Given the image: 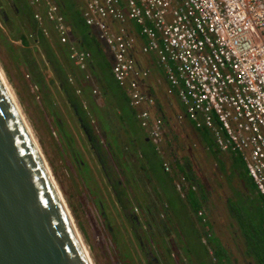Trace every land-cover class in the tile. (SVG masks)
I'll use <instances>...</instances> for the list:
<instances>
[{"label": "built area", "instance_id": "built-area-1", "mask_svg": "<svg viewBox=\"0 0 264 264\" xmlns=\"http://www.w3.org/2000/svg\"><path fill=\"white\" fill-rule=\"evenodd\" d=\"M22 1L33 9L36 29L30 38L39 44L38 33L55 36L89 83L93 53L74 39L60 0ZM80 2L85 24L113 54V76L151 140L159 143L165 121L154 114L156 98L144 90L150 69L140 65V57L154 53L168 80L167 93L186 109L179 119L208 128L222 151L239 154L264 199V0ZM68 81L83 96L84 87L73 75ZM34 88L39 92L37 84ZM88 103L82 100L85 109ZM163 166L171 170L168 162Z\"/></svg>", "mask_w": 264, "mask_h": 264}, {"label": "rangeland", "instance_id": "rangeland-1", "mask_svg": "<svg viewBox=\"0 0 264 264\" xmlns=\"http://www.w3.org/2000/svg\"><path fill=\"white\" fill-rule=\"evenodd\" d=\"M8 9L12 13L9 7ZM28 10L32 14L30 8ZM19 23L22 27L25 26L22 22ZM15 26L14 23L12 26L5 25L4 27L0 24V67L17 97L20 109L23 111L52 175L68 204L93 264H146L152 263V259L161 260L165 255L166 264H217L214 250L208 245L211 244V240L206 233L204 234V228L198 217L194 213L190 212V215L186 211L188 204L181 201L175 187L167 179L169 176L164 171L161 162L159 164L156 161L154 164L155 175L161 182L168 180L166 193L177 214L174 221L163 216V210L169 209L162 205L161 198L155 199L157 194L152 190L153 184L148 181L146 176L140 177L139 173L142 171L137 170L141 162L140 159H136L138 154H130V152L126 154L127 149L123 154L127 162L122 160V168L126 175L120 178L123 180L128 178L129 182L135 181V184L132 182L131 185L138 199L132 200L131 204L138 208L140 214V210L143 208L147 220L142 219L141 232L139 233L136 222L125 217V212L118 202V194L114 193V184H116L119 172L112 182L106 178L99 160L90 149V142L86 134L81 129L79 122L76 121L77 118L74 117L73 106L68 102L59 81L55 79L49 62L46 61L47 57L41 45L35 44L28 33L31 46L29 49L23 48ZM5 43L13 47L12 51L6 49ZM18 54L23 56L19 63L14 57ZM27 58L33 60V63L38 65L39 70L44 74L45 83L43 85L37 83L39 92L34 88L36 83L33 84L31 81L32 71L28 67L31 62H27ZM73 73L76 74V71ZM106 73L109 74L110 71L106 70ZM76 81L79 85L85 83L77 78ZM86 84L88 86L83 85V96L77 95L76 92L74 94L81 102L82 100L89 102L94 97L103 100L105 107L98 103L96 105L101 118H98L96 114L93 116L102 122V130L106 124L110 128V132L115 133V138L122 141V145L129 146V141L124 134V125L121 123L125 118L130 119L129 130L140 147L154 146V142L146 141V131L133 118L134 110L128 100L123 97L122 89L114 84L115 97L123 114L113 110L115 107H112V102L108 103L102 94L91 93L90 83ZM70 85L75 90V86L71 83ZM118 155L121 158V154ZM81 162L82 165H80ZM236 166L232 169L246 170V161L243 158L242 160L238 159ZM210 169L207 168V170ZM227 179L230 184L229 188L223 195L221 194L220 198L216 199L211 196L213 194H210V197L204 193V196L207 197L205 211L207 218L212 222L213 232L231 252L239 257L240 250H243V240L239 234L237 220L228 209H225L227 205L225 197L230 200L229 207L232 204L233 208L238 211L240 216L238 221H242V219L250 223L252 221V226L261 224L262 220V225L264 224V207L261 195L253 188V185H250V178L248 182L245 180L247 183L245 190H242L240 186L236 187L235 184L239 182L238 180L235 183L232 182L230 175L227 176ZM216 186L224 188L217 182ZM158 194H161V191ZM159 197L163 198L162 195ZM140 241H144L145 246L140 247ZM149 252L151 253L149 254Z\"/></svg>", "mask_w": 264, "mask_h": 264}, {"label": "water", "instance_id": "water-1", "mask_svg": "<svg viewBox=\"0 0 264 264\" xmlns=\"http://www.w3.org/2000/svg\"><path fill=\"white\" fill-rule=\"evenodd\" d=\"M0 73V264H93Z\"/></svg>", "mask_w": 264, "mask_h": 264}, {"label": "crops", "instance_id": "crops-1", "mask_svg": "<svg viewBox=\"0 0 264 264\" xmlns=\"http://www.w3.org/2000/svg\"><path fill=\"white\" fill-rule=\"evenodd\" d=\"M8 2L10 1L8 0ZM17 2H14V3H17ZM5 5L6 3L4 0V4L0 6V24L2 27L6 25V23L2 20V16H4L6 21H8L10 20L12 15H14L13 11L12 13H10L9 9L8 10L5 9L6 8ZM16 5L17 4H15L14 9L18 12V14L23 16L22 13H20L18 6L16 7ZM83 7L84 6L82 3L81 4L82 17H83ZM66 18H67V23L70 27L69 19L67 16ZM20 19L22 20H17L16 22H14L15 25L19 22H22L28 27L32 25V23L34 24V21L33 20L30 21V19H28L27 17H21ZM1 22L3 23V25ZM74 39L76 40V42H79L77 38L74 37ZM55 40L58 43L57 38L54 36V41ZM99 43L103 47L107 57L109 58L112 64L113 54L110 52L109 48L103 42L99 41ZM5 44H6L7 50L10 51L11 48H13L10 44L9 45H7V43ZM20 44L23 48H26L23 44L22 38L20 40ZM14 57L15 59H17L16 61L18 63L19 61L23 59V56H20L19 54ZM93 57L94 58L92 61V65L95 69H99L100 56L96 57V55H93ZM141 64L150 69V75L147 78H145V80L143 81L144 82L143 86H144V90L148 94L156 98L157 105L154 110V114L161 116L165 121L162 138L157 144L158 146L153 143L154 145L153 147H155V149L158 151L159 155L161 156L163 160V165H164V162H168L170 164L171 170L166 171L164 169V171L168 174L169 177L167 179H169L170 182L175 187L177 193L180 196L181 201L188 204L186 200V196L191 190H197V191L202 190L204 193H207L209 196L210 194H213L211 196H213L214 198L215 197L216 199L220 198L221 194L223 195V193L227 191V188H229L230 184L227 179L228 175L232 177V182L235 183V181L238 180L239 183L235 184L236 187L240 186L242 187V190H245L247 187V183L243 181V178L241 179V175L246 170H243L240 168L232 169L234 167H237L236 161L238 159L242 160V157L239 154H235L229 151H222L218 147L212 131L209 130L208 128L198 127L195 124V122H193L192 120L186 117L183 119H179V115L185 114L186 109L184 105L182 104V102L179 100V98H177V96L175 95L171 96L167 93L168 80H167L165 71L160 66L157 65V60H156L154 53H151L150 55L141 56L140 65ZM111 74L113 75L112 70H111ZM67 75L68 76L73 75L76 78V74H74L73 72H68ZM98 82H99V79H98ZM98 86L102 87V84L101 85L99 84ZM89 88L91 91L95 87L91 85V87L89 86ZM98 94H94V95H98ZM106 98L108 97H104V99ZM112 102H113L112 105L115 106L113 110L119 113H122L121 109L117 106L116 98L115 99L112 98ZM97 103L101 106H103L104 104L101 98H98ZM121 124L125 126H129L128 122L126 121H124ZM105 126L106 125H104V127ZM144 130L146 131V134H147L146 141H149V142L152 141L149 136V130L145 128ZM124 134L126 135L127 140L129 141V146L127 144L122 145V141L118 140L117 138L116 140L118 141L120 152L121 150H123L122 153L124 154V151L127 149V152L125 151L126 154L130 152V154L132 153L138 154V157L136 159L142 158V155H143L142 152L144 150L137 143L134 135L131 132H128L127 134L124 132ZM109 135L110 134L108 130L104 128L102 130V137L105 140V142L109 140L108 139ZM122 164L123 163L120 164L117 181H119L120 184H123L124 186L126 185L127 192H130L133 199L137 200L138 197H136V195L134 194V189L131 185L132 182L135 184V181L133 180L129 182L128 178L127 179L125 178L124 180L123 178L122 179L120 178L121 176L125 175V173H123L124 168H122ZM182 168L185 171H189L191 177L186 175V173L182 170ZM207 168L208 169L211 168V169L207 170ZM141 171L142 172L140 173L143 174L144 171L143 170ZM144 176H146V172ZM182 176H185V180L182 181L183 187L181 190H179L177 186H178V182H181ZM210 177H213V178H210ZM146 178L149 179L148 177ZM167 179L161 182L156 177L151 176L149 182L153 184L152 190L155 191L157 194L155 199L160 198L159 196L162 195L163 196V198L161 197V199L163 200L162 205L165 208L169 209L165 211L163 210L162 212L163 216L165 215L167 219H169L170 221H174V219H176L177 217V214L175 210L173 209L170 199L166 193V185H168ZM141 182H138V183L142 184ZM216 182L218 183V185L221 184V187L223 186L224 188L222 189L220 187H217ZM136 189L138 188L136 187ZM219 189L221 190L219 191ZM159 191H161V194H158ZM138 204L140 206V203ZM186 211H188L189 214L191 215L190 213L191 211H189L188 207Z\"/></svg>", "mask_w": 264, "mask_h": 264}, {"label": "trees", "instance_id": "trees-1", "mask_svg": "<svg viewBox=\"0 0 264 264\" xmlns=\"http://www.w3.org/2000/svg\"><path fill=\"white\" fill-rule=\"evenodd\" d=\"M3 4H4V0H0V6ZM16 4L18 6V9L20 10V13H22L23 15L22 17H27L28 19H30V21H32L33 20L31 18L32 14L28 9L30 8L31 11H33V9L31 5L29 4V2L20 0ZM60 4L62 6V10L64 14L69 19L70 29H71V33L73 37L79 40L78 45L81 48L90 50L93 53V55H98V57L100 56L99 69H95L93 65H91L92 80L89 82L90 83L89 86L91 87L92 85L94 87H97L99 90L98 95L102 94L104 97H108L106 98V100L109 103V102H112V98L114 99L116 98L115 93H114V84H116L117 87L122 89L124 93L123 97H125L126 100H128V95H127L126 90L124 88H121L118 85V83L113 78V75L111 74L112 64L109 58L107 57L103 47L99 43L96 35L93 33L91 28H89L85 24V21L81 13L80 0H60ZM12 11L14 15H12L10 20L6 21L4 16H2V20L6 23V25L12 26L13 23L16 22L17 20H22V19L17 18V15L19 14L16 10H12ZM15 29L19 32V36L22 38L23 44L26 47V49H29L31 46V42L27 34L29 33L30 35L32 32H34V30L36 29L35 23L34 24L32 23V25H30L29 27L27 25L22 27L20 23H17L15 26ZM53 37L52 38L51 36L47 37L43 35L42 33H38L35 38L38 39V42L41 45L47 57L46 61L49 62L55 74V77H56L55 79L59 81L61 90L66 95L67 100L72 104H76L78 107L77 112L74 114V117L77 118V121H80L79 119H81V121H83L84 123H90V121L95 118L93 117L95 116V114L96 116L98 115V118H101L98 112V106H96L98 97H96V99L95 97L93 99H90L88 103L89 104L88 108L85 110L83 108L84 106L82 102L77 98V96H75L74 94L75 90H73L71 85L69 84L67 74L68 72L76 71V78L79 81L83 80V74L78 70L77 66H75V64L69 59L68 47L60 45L59 43L56 42V40L54 41ZM32 40L34 41L36 39H32ZM28 61L31 62L29 63L28 67H29V70L32 71V78H31L32 83L33 84L40 83L43 85V83H45L46 81L44 78V74L42 73L41 70H39L40 69L39 66L33 63V60H31L30 58H27V62ZM106 70L107 71L109 70L110 73L107 74ZM98 79H99V82H98ZM99 84L100 85L102 84L103 88L98 86ZM83 85L88 86L86 83H84ZM116 103H117V106L120 108L117 98H116ZM112 107H115V106L112 105ZM103 110H105V108H103ZM133 110H134L133 118H135L138 121L137 110L134 108ZM123 121L128 122L129 126L131 125L130 119L125 118ZM129 126L126 127L124 125L125 133L130 132ZM106 127L107 126H105V128ZM107 130L111 135H113V133L110 132L109 127H107ZM143 150L144 151L142 152L143 154L142 158H140L141 162L139 163L137 170L139 169L143 170L144 175L146 172V177L149 178L148 179L149 181L151 176L156 177L155 169H154L155 162L157 161L159 164L161 162L163 166V160L161 156H159V153L155 149V147L147 146V147H143ZM120 154H121L122 160H124L126 163L127 162L126 157L125 156L123 157L122 152H120ZM80 165H82V162L80 163ZM125 166L127 165L125 164ZM182 170L186 173V175L191 177L189 171H185L183 168ZM123 173L125 172L123 171ZM143 174L139 173L140 177H143L144 176ZM242 178H243V181L247 180V182L249 181V178H250L251 179L250 185H253V188L256 190V186L252 178L249 176L247 169L246 171H244V173H242ZM114 185H115V188H118V201L121 204V206L124 209H126L130 204L128 199H131L132 196L130 192H127L126 185L124 186L123 184H120L119 181H116V184ZM186 200L188 203L189 211H191V213H194L198 217V219L200 220L199 222L204 228V234L206 233L209 237V240H211V244H208V245H210V248L214 250V256L217 259V264H264V224L262 225L263 220L261 224H259L260 226L259 225L252 226L253 225L252 221L250 223V222L244 221V219H242V221L241 220L238 221L240 219V216L237 213L238 211L235 210L233 208V205L231 204L230 212H231V215L237 220V224L240 230L239 234L243 240V250H240L239 252L240 256L238 257L233 252H231L228 249V247H226L223 244L221 239L213 232L212 224H211L212 222L210 219L206 217L205 206L207 204V197L204 196V192L202 190H199V191L191 190L187 194ZM262 201H263V207H264L263 197H262ZM228 204H230V200L228 201ZM71 206L73 207L72 204ZM200 212H203L204 216L200 215L199 214ZM204 218H205V221H204ZM134 222L136 221L134 220Z\"/></svg>", "mask_w": 264, "mask_h": 264}, {"label": "flooded vegetation", "instance_id": "flooded-vegetation-1", "mask_svg": "<svg viewBox=\"0 0 264 264\" xmlns=\"http://www.w3.org/2000/svg\"><path fill=\"white\" fill-rule=\"evenodd\" d=\"M5 9L8 10V7L11 10H15V4L16 3H12V2H8L5 0ZM17 7V5H16ZM22 16L19 14L17 15V18H21ZM76 96V95H75ZM69 102V101H68ZM70 103V102H69ZM71 106H73L74 109V114L77 112V105L76 104H72L70 103ZM84 108V107H83ZM85 109V108H84ZM76 110V111H75ZM86 110V109H85ZM76 116V115H75ZM80 121L79 124L81 126V129L83 130V132L86 134L88 141L90 142V149L93 152V154L97 157V160H99L106 178L112 182L116 179V175L119 172L120 169V164L122 163V157L120 158V156L118 155L120 150H119V145H118V141L116 140L117 138H115V133H113V135L109 136V140H107L105 142V140L102 137V122H100L97 119H93L90 121V123H84L83 121H81V119H79ZM77 121V119H76ZM109 141V142H108ZM106 159V162H104ZM120 188V186H119ZM114 193L118 194V188H114ZM227 200V205L225 209H228L230 212V207L228 204L229 198L225 197ZM132 200L134 199H128L129 201V206L124 209L122 206L121 208L123 209V211L125 212V217L129 218L132 222H134V220L136 221V228L139 231V233L141 232V227L140 225L142 224V219L143 220H147V217L144 215V210L143 208L140 210L141 214L139 212V210L136 208L137 207H133L131 202H133ZM119 202V201H118ZM224 211V210H222ZM231 213V212H230ZM207 217V214H206ZM140 247L145 246L144 241H140ZM151 252H149L150 254ZM165 256H163L160 259H152V263H146V264H166L165 261Z\"/></svg>", "mask_w": 264, "mask_h": 264}, {"label": "bare ground", "instance_id": "bare-ground-1", "mask_svg": "<svg viewBox=\"0 0 264 264\" xmlns=\"http://www.w3.org/2000/svg\"><path fill=\"white\" fill-rule=\"evenodd\" d=\"M0 73L2 74V77H3L4 81H5V84H6L7 88H8V90H9L10 94L12 95L14 101L18 103V101H17V97L15 96L13 89L11 88L10 84L8 83V80H7V78L5 77L4 72H3V70H2L1 67H0ZM18 106H19V104H18ZM19 108H20V106H19ZM19 110H20L22 116L24 117V113H23V111H22L21 109H19ZM24 118H25V117H24ZM25 120H26V119H25ZM27 124H28V128H29L30 125H29V123H27ZM29 130H30V132L33 134L31 127L29 128ZM34 138H35V136H34ZM35 139H36V138H35ZM36 142H37V141H36ZM50 172H51V170H50ZM52 176H53V175H52ZM54 181H55V179H54ZM56 184H57V183H56ZM83 243H84V242H83ZM84 246H85V244H84ZM85 247H86V246H85ZM86 250H88L87 247H86ZM88 252H89V251H88Z\"/></svg>", "mask_w": 264, "mask_h": 264}]
</instances>
